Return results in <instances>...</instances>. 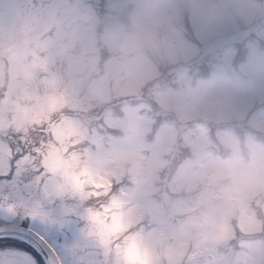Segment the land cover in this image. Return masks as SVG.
<instances>
[{"label": "rangeland", "instance_id": "obj_1", "mask_svg": "<svg viewBox=\"0 0 264 264\" xmlns=\"http://www.w3.org/2000/svg\"><path fill=\"white\" fill-rule=\"evenodd\" d=\"M112 2L0 0V175L14 157L12 196L30 169L38 205L83 189L95 198L93 210L66 207L63 226L37 223L64 264H264V200L235 178L240 138L264 139V113L234 129L231 116L180 106L165 69L124 63ZM186 46L202 58L193 76L220 55L191 31ZM32 137L43 157L28 162L17 155Z\"/></svg>", "mask_w": 264, "mask_h": 264}, {"label": "clouds", "instance_id": "obj_2", "mask_svg": "<svg viewBox=\"0 0 264 264\" xmlns=\"http://www.w3.org/2000/svg\"><path fill=\"white\" fill-rule=\"evenodd\" d=\"M110 12L126 20L123 34L110 38L124 63L165 69L180 106L213 123L231 116L225 123L234 129H251L249 113H264V0H113ZM189 31L220 52L204 75L189 74L202 59L186 46ZM240 151L235 178L256 185L253 198L264 200V139L241 137ZM98 203L102 210L108 197Z\"/></svg>", "mask_w": 264, "mask_h": 264}, {"label": "flooded vegetation", "instance_id": "obj_3", "mask_svg": "<svg viewBox=\"0 0 264 264\" xmlns=\"http://www.w3.org/2000/svg\"><path fill=\"white\" fill-rule=\"evenodd\" d=\"M108 107H106L107 109ZM100 124V123H98ZM87 125V124H86ZM88 127H90V129L94 130L90 124L88 125ZM99 127H95V129H98ZM35 131H37L36 128H34ZM34 131V132H35ZM47 132V131H46ZM31 140V141H30ZM42 140L37 137H32V139L27 138L26 139V144H25V149L24 152L21 154H18V156L21 157H26L28 160V162H34V160L36 161V159L39 157L41 159V157H43V154H40L42 152V148L43 146L40 144ZM30 142V144H29ZM41 145V148H37ZM15 158H12V161ZM25 159V158H24ZM39 161V160H38ZM26 166V165H25ZM14 167V166H13ZM65 167H67V165H65ZM13 177L11 179V176H9L7 179L10 180L8 182H6V178L3 177V175H0V202L1 199L3 201V203L6 205L7 204V208L9 207L10 212L13 213L15 212V210L13 208H11V205H16V203H20L23 201H27V208L25 209V213H30V212H37L39 214H41L44 218H45V225L50 224L51 221H56L57 225H61V223L63 221L66 220V218L69 217H73V213L72 212H66V207H81L82 211L84 210H93L96 209L94 208L95 204H96V200L95 198H91L90 197V193L88 194L87 192H85V190L83 189V193H85V195L81 196V194H78L77 192L79 191H72L71 195L65 197L64 195L60 196L57 201L52 202V203H45L42 205H38L39 202V197L36 196V194L32 193L33 191L31 190H36L38 187L34 184V185H30L29 183L32 182V179L35 178V176L32 174V172L30 171V169L22 171L21 174H23V177L25 178V183L24 182H19V186L18 188L21 189L20 195L19 196H15L13 197L12 194L14 192V190L16 189L15 187V178H16V171H15V167L13 169ZM75 173H77V171H75ZM2 193H6L7 197H3ZM74 194V195H73ZM77 194V195H76ZM12 199V201H11ZM4 204L1 206L0 205V210L4 209ZM22 212V211H19ZM102 226L105 227L106 225V220L102 221ZM23 223V222H21ZM30 223V222H29ZM41 224L40 225H44ZM5 225H13V226H17L14 222V218H2L0 216V226H5ZM39 225V224H38ZM35 228H39L37 226V224L34 225ZM16 239V241L20 244H24L27 243L29 247L36 249V245L28 240L27 238L21 236V235H16V234H4V235H0V240L3 239ZM18 238V239H17ZM24 240V242L22 241ZM3 250V249H0ZM38 251V249H36Z\"/></svg>", "mask_w": 264, "mask_h": 264}, {"label": "snow or ice", "instance_id": "obj_4", "mask_svg": "<svg viewBox=\"0 0 264 264\" xmlns=\"http://www.w3.org/2000/svg\"><path fill=\"white\" fill-rule=\"evenodd\" d=\"M13 175L12 161L9 160L8 170L3 173V177L8 182L10 180L7 178L11 176L12 179ZM9 217L14 218V222L19 229V232L15 234L27 231L30 234L28 239H31L38 251L29 247L27 243H18L14 238L0 240V249H3L0 250V264H64V260L58 253L56 246L34 227L37 223L44 224L46 222L41 214L37 212H13ZM9 231V228L5 225L0 234H8Z\"/></svg>", "mask_w": 264, "mask_h": 264}, {"label": "water", "instance_id": "obj_5", "mask_svg": "<svg viewBox=\"0 0 264 264\" xmlns=\"http://www.w3.org/2000/svg\"><path fill=\"white\" fill-rule=\"evenodd\" d=\"M51 128H52V125H49V126L47 127V132H49V131L51 130ZM3 227H4V226H0V231H2ZM7 227H8L9 230H10L8 234H15V233L19 232V229L17 228V226L8 225ZM0 235H4V234H0ZM16 235H21V236H23V237H25V238L28 239V237H29L30 234H29L27 231H24L23 233H21V234H16ZM28 240L31 241V239H28Z\"/></svg>", "mask_w": 264, "mask_h": 264}, {"label": "trees", "instance_id": "obj_6", "mask_svg": "<svg viewBox=\"0 0 264 264\" xmlns=\"http://www.w3.org/2000/svg\"><path fill=\"white\" fill-rule=\"evenodd\" d=\"M37 1H35V4H36ZM25 148V147H24Z\"/></svg>", "mask_w": 264, "mask_h": 264}]
</instances>
